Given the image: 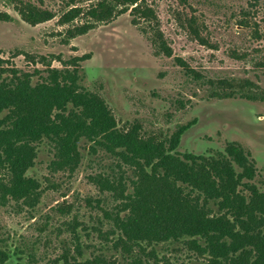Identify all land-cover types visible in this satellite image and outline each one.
<instances>
[{
	"label": "rangeland",
	"instance_id": "1",
	"mask_svg": "<svg viewBox=\"0 0 264 264\" xmlns=\"http://www.w3.org/2000/svg\"><path fill=\"white\" fill-rule=\"evenodd\" d=\"M141 3L153 19L133 17L130 8L119 10L108 22L69 39L67 31L87 19L59 24L68 11L65 0H0V12L11 17L0 22L4 66L30 74L34 85L44 80L46 70L63 69L65 62L89 55L66 68L77 71L80 88L105 102L116 128L136 126L140 136L164 140L186 127L179 154L216 153L227 143L238 144L254 163L251 183L264 192V0ZM20 4L54 17L29 26L14 10ZM75 4L83 10L91 5ZM161 42L169 57L159 51ZM89 148L84 140L79 142L80 161L69 172L51 165L54 150L47 140L37 145L34 165L26 173L40 186L35 206L0 203V251L9 256L0 264H63L65 251L69 264L73 258L83 263L96 257L114 264L130 262L132 253L127 256L122 247H113L116 202L90 178L122 175L131 192L132 172L124 166L117 169L107 153L97 149L93 154ZM142 246V264H210L183 242Z\"/></svg>",
	"mask_w": 264,
	"mask_h": 264
},
{
	"label": "trees",
	"instance_id": "2",
	"mask_svg": "<svg viewBox=\"0 0 264 264\" xmlns=\"http://www.w3.org/2000/svg\"><path fill=\"white\" fill-rule=\"evenodd\" d=\"M65 1L68 11L59 24L72 23L80 16L87 19L67 31L69 39L108 22L119 10L130 8L133 17L154 18L142 0ZM78 1L91 5L83 10L76 6ZM14 10L32 27L54 17L31 4ZM10 20L0 12V22ZM159 51L170 56L162 42ZM88 59L84 55L63 62V69L46 70L44 80L32 85L30 74L5 68L7 62L0 56V203L10 200L35 206L40 186L26 173L34 165L40 142L52 145L55 170L72 172L80 161L78 144L84 140L93 154L97 149L104 151L117 169L124 166L132 172L131 192L122 175L111 172V176L90 178L116 202L113 247H122L130 253L127 256L132 253L128 264H142V244L167 242H183L210 264H264V192L251 183L256 171L249 155L235 143H227L216 153L179 154L186 127L164 140L144 138L136 126L119 130L105 102L80 88L77 71L66 68ZM134 246L138 248L135 255ZM75 250L80 254L79 247ZM8 259L0 251V263ZM62 259L69 264L66 251ZM73 260V264H114L97 257L83 263Z\"/></svg>",
	"mask_w": 264,
	"mask_h": 264
}]
</instances>
